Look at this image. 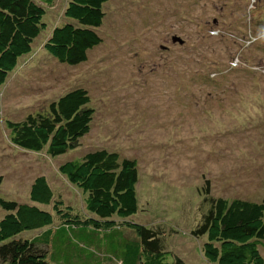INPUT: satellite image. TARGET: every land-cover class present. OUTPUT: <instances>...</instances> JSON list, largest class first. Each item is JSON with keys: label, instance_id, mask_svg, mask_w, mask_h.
Masks as SVG:
<instances>
[{"label": "rangeland", "instance_id": "rangeland-1", "mask_svg": "<svg viewBox=\"0 0 264 264\" xmlns=\"http://www.w3.org/2000/svg\"><path fill=\"white\" fill-rule=\"evenodd\" d=\"M69 3L45 6L46 29L0 86V193L30 202L39 175L54 193L45 206L52 222L22 236L48 238L69 221L94 223L82 189L61 168L105 147L139 168L137 213L101 223L122 227L133 252L106 264H141L140 224L162 230L167 249L186 264H221L204 252L207 237L191 231L206 181L215 196L264 194V0H109L103 41L79 65L61 63L47 43ZM75 86L88 90L95 109L76 149L52 156L11 142L6 120H21Z\"/></svg>", "mask_w": 264, "mask_h": 264}, {"label": "trees", "instance_id": "trees-1", "mask_svg": "<svg viewBox=\"0 0 264 264\" xmlns=\"http://www.w3.org/2000/svg\"><path fill=\"white\" fill-rule=\"evenodd\" d=\"M54 1L0 0V86L19 59L32 52L34 41L47 27L45 6ZM107 1L70 0L66 19L53 28L47 42L61 63L79 65L102 43L99 29ZM90 102L88 90L75 86L21 120H6L10 140L23 150L47 149L52 156L66 154L76 149L91 129L95 109ZM61 170L82 189L85 208L94 223L86 219L69 221L48 238L22 236L52 222L45 206L54 193L46 176L39 175L31 184L30 202L0 193V264H106L110 257L128 260L133 250H129L130 239L122 227L103 229L101 223L137 213L136 159L101 147L69 160ZM2 183L0 174V187ZM209 185L208 180L203 186L199 219L192 235L206 236L204 252L221 264H264V194L259 200L230 199L213 195ZM137 230L140 245L136 255L141 264H186L167 249L162 230L145 224L138 225Z\"/></svg>", "mask_w": 264, "mask_h": 264}, {"label": "water", "instance_id": "water-1", "mask_svg": "<svg viewBox=\"0 0 264 264\" xmlns=\"http://www.w3.org/2000/svg\"><path fill=\"white\" fill-rule=\"evenodd\" d=\"M176 40H179L180 41V43H183L184 42V40L182 39V38H180V37H174V41H176Z\"/></svg>", "mask_w": 264, "mask_h": 264}]
</instances>
